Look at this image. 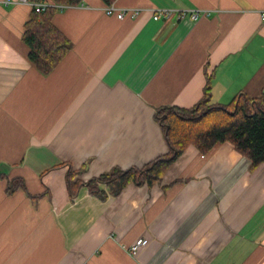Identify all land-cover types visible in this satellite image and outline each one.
<instances>
[{
    "label": "crops",
    "instance_id": "crops-1",
    "mask_svg": "<svg viewBox=\"0 0 264 264\" xmlns=\"http://www.w3.org/2000/svg\"><path fill=\"white\" fill-rule=\"evenodd\" d=\"M112 5L143 11L120 20L104 0L58 9L72 47L44 75L23 39L34 9L0 3V264H264V164L250 170L229 142L191 146L162 183L106 200L87 187L71 198L62 166L86 169L87 182L166 155L156 110L195 106L208 78L213 103L260 97L264 0ZM162 10L176 14L154 20Z\"/></svg>",
    "mask_w": 264,
    "mask_h": 264
},
{
    "label": "trees",
    "instance_id": "trees-1",
    "mask_svg": "<svg viewBox=\"0 0 264 264\" xmlns=\"http://www.w3.org/2000/svg\"><path fill=\"white\" fill-rule=\"evenodd\" d=\"M52 1L63 6L81 4V0ZM114 1L104 0V3L109 6ZM57 11L53 7L40 13L33 10L32 18L25 26L23 39L29 48V59L44 75L50 74L72 47L70 39L54 25ZM155 118L169 147L166 155L142 168H114L87 182L79 179L86 169L76 170L70 164H63L68 168L66 182L71 198H75L82 187H87L103 200L118 197L132 183L152 188L162 183L166 172L191 146L207 153L217 144L229 142L251 161L250 170L264 164V89L258 98L252 99L240 93L228 104H216L213 103L212 83L208 78L204 96L198 104L191 108L161 107L156 110ZM22 187H25L24 183ZM19 188V185L12 184L8 192Z\"/></svg>",
    "mask_w": 264,
    "mask_h": 264
},
{
    "label": "built area",
    "instance_id": "built-area-1",
    "mask_svg": "<svg viewBox=\"0 0 264 264\" xmlns=\"http://www.w3.org/2000/svg\"><path fill=\"white\" fill-rule=\"evenodd\" d=\"M0 3H3L5 5L15 4V5H29L31 6L37 13L43 12L47 10L48 8H57L62 9L64 6L62 5H54L49 2H32L31 0H1ZM142 9H117L114 7V5L106 6L105 12L108 16H116L118 19L123 20L126 16L130 15L131 17L135 18L138 17L142 13ZM175 13V11L171 10H162L159 11L157 15H155L154 20H159L160 17H164L166 19H170ZM178 17H184L186 16L185 12H177ZM199 13L194 12L191 14V18L194 21H197L199 19ZM262 19L264 21V14L262 16ZM147 239H140L137 241V243L130 248V253L132 255H136L140 249L144 248L148 244Z\"/></svg>",
    "mask_w": 264,
    "mask_h": 264
}]
</instances>
